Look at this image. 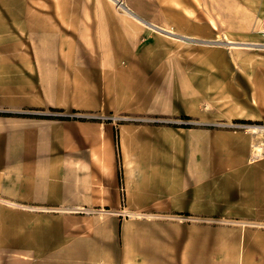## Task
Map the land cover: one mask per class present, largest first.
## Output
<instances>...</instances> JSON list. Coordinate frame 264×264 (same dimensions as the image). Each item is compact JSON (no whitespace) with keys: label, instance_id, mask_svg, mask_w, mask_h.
Masks as SVG:
<instances>
[{"label":"crops","instance_id":"1","mask_svg":"<svg viewBox=\"0 0 264 264\" xmlns=\"http://www.w3.org/2000/svg\"><path fill=\"white\" fill-rule=\"evenodd\" d=\"M143 20L0 0V264H264L261 136L231 123L264 103L209 127L208 64Z\"/></svg>","mask_w":264,"mask_h":264},{"label":"rangeland","instance_id":"2","mask_svg":"<svg viewBox=\"0 0 264 264\" xmlns=\"http://www.w3.org/2000/svg\"><path fill=\"white\" fill-rule=\"evenodd\" d=\"M118 1L144 19L154 32L186 43L182 46L187 49L192 46L194 64H208L206 87L193 83L192 89L200 90L206 97L204 108L209 115V127L220 128V116L230 107L233 98L240 100L239 107L263 105L264 0ZM153 22L158 27L149 25ZM180 118L174 123H192L190 116ZM231 123L249 128L264 124V119H237Z\"/></svg>","mask_w":264,"mask_h":264},{"label":"built area","instance_id":"3","mask_svg":"<svg viewBox=\"0 0 264 264\" xmlns=\"http://www.w3.org/2000/svg\"><path fill=\"white\" fill-rule=\"evenodd\" d=\"M104 117L107 119L112 118L111 116H104ZM119 119L120 120H126V119H128V117L127 116H120ZM238 125L246 126L243 124H238ZM254 125H258L260 128V131H258V132L252 131L254 134H259L261 136V141L254 144V150H255L256 156H260L261 154H264V124H254ZM251 126L249 127L250 129H251Z\"/></svg>","mask_w":264,"mask_h":264},{"label":"bare ground","instance_id":"4","mask_svg":"<svg viewBox=\"0 0 264 264\" xmlns=\"http://www.w3.org/2000/svg\"><path fill=\"white\" fill-rule=\"evenodd\" d=\"M229 42H232V43H233V41H229ZM257 45H258V44H257ZM262 45H263V44H262ZM251 129H252L253 132H258V131H260V128H259L258 125H252V126H251Z\"/></svg>","mask_w":264,"mask_h":264},{"label":"water","instance_id":"5","mask_svg":"<svg viewBox=\"0 0 264 264\" xmlns=\"http://www.w3.org/2000/svg\"><path fill=\"white\" fill-rule=\"evenodd\" d=\"M140 18V17H139ZM141 19V18H140ZM144 21V20H143Z\"/></svg>","mask_w":264,"mask_h":264}]
</instances>
